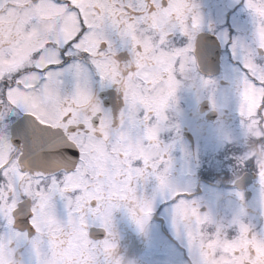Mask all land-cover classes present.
Returning a JSON list of instances; mask_svg holds the SVG:
<instances>
[{
	"label": "snow or ice",
	"instance_id": "snow-or-ice-1",
	"mask_svg": "<svg viewBox=\"0 0 264 264\" xmlns=\"http://www.w3.org/2000/svg\"><path fill=\"white\" fill-rule=\"evenodd\" d=\"M243 6L253 41L241 65L239 115L247 118V98L255 94L260 120L264 0ZM204 32L193 0H0V264H23L22 244L37 264H123L115 213L145 233L158 198L192 264L214 217L172 177V145L161 139L171 130V94L151 99L168 74L156 77L149 57L166 56L162 69H198V54L208 62L218 55L217 38ZM204 82L215 88V81ZM210 100L216 108L214 95ZM252 165L264 195V168L253 158L238 162ZM149 179L155 186L142 193L141 181ZM235 195L245 200L243 192ZM25 229L35 233L30 241ZM210 231L258 241L243 264H264V230L218 223Z\"/></svg>",
	"mask_w": 264,
	"mask_h": 264
},
{
	"label": "flooded vegetation",
	"instance_id": "flooded-vegetation-1",
	"mask_svg": "<svg viewBox=\"0 0 264 264\" xmlns=\"http://www.w3.org/2000/svg\"><path fill=\"white\" fill-rule=\"evenodd\" d=\"M193 2L199 5L204 17L203 34L217 38L218 55L208 62L198 54V69L188 63L175 69L169 64L162 69L167 63L166 56L149 57L156 65V77L161 70L168 74L163 88L151 99L155 100L161 92L171 94L167 105L171 130L162 132L161 139L165 145H172V177L181 188H189L192 198L201 202L204 211L210 208L214 217L204 227L203 250L192 264H243L249 246L256 247L259 242L254 244L246 237L217 238L210 230L218 223L236 227L244 223L264 230V195L260 193L256 167L238 166V162L253 158L258 167L264 168V140L260 139L264 137V118H255L260 100L252 104L247 118L242 119L240 85L229 79L231 75L244 76L241 65L244 50L253 41V22L243 6L244 0ZM234 44L237 45L235 54ZM147 47L152 49L151 40ZM203 77L215 81V88L205 84ZM213 95L216 108L210 100ZM209 127L219 130L215 142L209 141L215 144L214 149L205 136ZM191 179L194 185L186 187ZM154 186L151 179L146 184L141 181V192L151 194ZM238 191L244 193V201L236 197ZM113 230L123 264H188L186 242L172 229L163 199L158 198L145 233L122 212L115 213ZM24 231L29 241L35 235L29 229ZM17 259L23 264H37L34 254L24 244L17 252ZM258 259H264V249L258 252Z\"/></svg>",
	"mask_w": 264,
	"mask_h": 264
},
{
	"label": "rangeland",
	"instance_id": "rangeland-1",
	"mask_svg": "<svg viewBox=\"0 0 264 264\" xmlns=\"http://www.w3.org/2000/svg\"><path fill=\"white\" fill-rule=\"evenodd\" d=\"M229 79L231 81H233L234 83H237L238 85L243 84V80H244V76H240V75H231L229 76ZM240 89V88H239ZM227 96H224L223 98H226ZM260 100V97L255 95V94H250L249 97L247 98V109L246 112H250L251 108H252V104H258V101ZM250 114V113H249ZM219 130H217L216 128H212L209 127L205 130V136H206V140L209 143V146L215 147V144H213V142H215L217 136H218ZM209 141H213V142H209ZM188 182V181H186ZM190 185L193 186L194 185V181L191 179L190 180ZM186 187H189V183H186Z\"/></svg>",
	"mask_w": 264,
	"mask_h": 264
}]
</instances>
